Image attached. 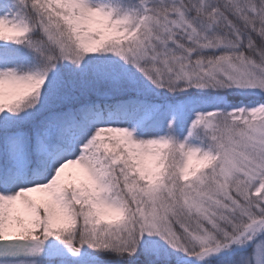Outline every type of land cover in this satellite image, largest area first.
<instances>
[{
    "label": "snow or ice",
    "instance_id": "6c2138e0",
    "mask_svg": "<svg viewBox=\"0 0 264 264\" xmlns=\"http://www.w3.org/2000/svg\"><path fill=\"white\" fill-rule=\"evenodd\" d=\"M0 264H264V0H0Z\"/></svg>",
    "mask_w": 264,
    "mask_h": 264
}]
</instances>
